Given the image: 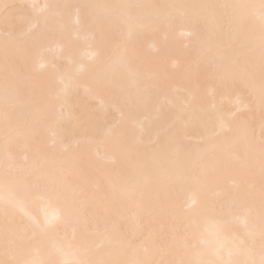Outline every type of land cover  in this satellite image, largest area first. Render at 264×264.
I'll list each match as a JSON object with an SVG mask.
<instances>
[{"label": "bare ground", "instance_id": "bare-ground-1", "mask_svg": "<svg viewBox=\"0 0 264 264\" xmlns=\"http://www.w3.org/2000/svg\"><path fill=\"white\" fill-rule=\"evenodd\" d=\"M262 52L264 0H0V264H264Z\"/></svg>", "mask_w": 264, "mask_h": 264}, {"label": "snow or ice", "instance_id": "snow-or-ice-1", "mask_svg": "<svg viewBox=\"0 0 264 264\" xmlns=\"http://www.w3.org/2000/svg\"><path fill=\"white\" fill-rule=\"evenodd\" d=\"M7 7V6H6ZM262 58H264V52H262Z\"/></svg>", "mask_w": 264, "mask_h": 264}]
</instances>
